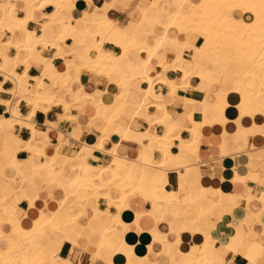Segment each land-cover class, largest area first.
I'll return each instance as SVG.
<instances>
[{
    "label": "crops",
    "instance_id": "1",
    "mask_svg": "<svg viewBox=\"0 0 264 264\" xmlns=\"http://www.w3.org/2000/svg\"><path fill=\"white\" fill-rule=\"evenodd\" d=\"M167 1L169 0L164 2V8L168 6ZM151 2L152 0H74L70 5L48 4L42 9L35 8L32 12L33 18L27 23L31 42L43 34V27L47 22L46 14L64 24V33L68 35L66 37L57 26L55 31L60 48L51 45L46 48L40 46L34 49L33 56L41 59L52 58L56 71L70 76V90L62 87L64 79L61 78L50 92L72 104L68 114L73 117L64 116L66 112L62 105H52L48 111L38 109L30 121L44 133L40 138L45 145V153L55 157L54 169L58 172L64 171L67 177L54 178L47 169H39L37 175L32 177L31 169L27 168L31 152L27 147L20 148L31 140L32 130L25 124L17 123L18 118L13 115L12 110L18 104L20 114L26 118L31 113V107L25 100L16 102L15 90L20 86L33 90V78L41 75V66L29 61L30 68L27 70L26 62L19 61L16 72L20 74L21 80L18 81L14 75L4 70V60L0 56V196L8 198L6 209L0 211V222L5 224L6 230L19 222L29 228L47 209L55 210L59 201L66 197L67 190H72L69 179L76 172L72 167L82 163L81 157L57 156L56 151L72 153L78 150L85 140L89 145L96 144L102 135L101 130L106 125L105 117L110 112L119 111L123 100H116L115 97L121 93L117 87L120 79H112L105 74L84 68L80 80L77 71L79 57L100 39H95L98 27L93 22L108 18L118 28L131 35V42L125 43L129 52L124 56L121 55L122 49L116 46L112 38L104 42V48L118 57L125 72L128 71L129 62H135L140 69L144 68L145 59L156 49L157 56L152 58L148 67L150 75L163 72V67L158 65L159 59L171 61L179 54L186 69L191 70L199 64L204 73L212 75L214 79L210 84L200 76H193L189 79L191 86H181L175 97L170 99L168 110L183 130L180 139L171 147L174 158L170 165L160 166L164 161L160 144L142 137L141 133L151 130L154 134L163 135L166 127L156 122L161 115L156 107L143 105L142 88L148 89L149 84L135 82L131 79L135 72L129 71L132 88L125 95L127 105L122 112L129 114V117L123 120L119 118V134L106 138L104 148L94 150L92 156L94 163L108 164L113 158L108 151L114 148L115 143H119L121 156L134 162L128 168L126 179L134 183L142 195H134L120 213V218L128 224V228L123 232L122 228L118 227V248L112 254L105 252L96 256L102 238L94 229L98 223L94 220L95 212L100 210L98 212L103 215L107 208H99L95 196L87 193L84 197V190H80L73 197V201L78 208L83 207L82 216L91 223L82 227V234L76 244L69 240L63 243L59 251L60 264H174L175 261L181 260L179 248L187 252L193 245H202L206 242L208 234L217 237L210 264H264V201L260 198L264 192V115L259 119L246 115L249 112L264 110V74L255 69L250 75V63L246 61L243 64L242 58V62L236 60L233 69H227L226 63L223 62H215L216 69H209L204 63L207 59L201 57L199 50L192 44H201L204 38L191 35L189 46L183 49L182 44L188 40L187 33L177 26L169 27V14H160L159 21L146 14ZM16 6L19 17H25L31 11V6L24 2L19 1ZM175 10L176 8H172L170 12L174 13ZM238 10H235V15L233 13L236 17L243 14ZM149 11L148 9L147 12ZM78 21L87 25V34L76 30ZM158 22H163L164 27L161 32L154 31V39H150L148 31H153ZM12 36L16 41L22 40L21 31L13 29L0 33V42H9ZM76 36L81 37V43H78ZM137 44L144 49L140 50ZM166 45L171 48L173 54L163 49ZM133 49H136V52H133ZM1 53L14 57L17 55V49L10 45L3 47ZM64 54L72 55L73 59L70 60L69 55ZM26 57L25 52L19 55L22 60ZM223 71L227 72V78L219 77ZM170 76L177 83L184 81L181 71L171 72ZM240 81L245 82L250 91L259 93L257 105L248 108L249 111L241 115L238 108L241 97L236 92H230L227 96L229 105L223 111L218 106L222 93L225 90L233 91ZM154 87L164 95L169 92L168 86L160 81H157ZM81 89L106 102L113 101V106L106 107L102 115L95 116L96 106L90 101L86 105L73 104L70 91ZM187 98H193L194 103L186 102ZM258 121L260 123L254 125ZM189 127L198 128L200 133L198 151L194 153H191L189 146L194 141ZM62 136L65 137L61 142ZM237 140L241 142L240 146ZM144 148L143 156L146 160H139V151ZM250 152L255 153L254 158ZM182 156H187L186 164L181 160ZM12 165L21 168L22 173L11 170ZM168 194L176 195L177 210L170 209L163 202L152 204L146 199L151 197L158 200ZM11 209H21L22 216L14 215ZM109 211L116 214L117 208L111 206ZM162 211L170 212L175 218L169 215L170 217L162 219L168 222L159 223L157 217ZM155 231L165 237L168 243L166 247L163 243L154 244ZM178 234L182 239L180 245L177 244ZM6 235L7 241L15 239L10 232ZM247 235L259 244V247L253 246L249 249L250 257L241 252L235 253L232 249L235 243ZM49 240L50 247L57 249L58 238L52 234ZM168 249L174 251L172 258L164 254ZM130 251L139 258L136 259V256L132 255L130 259ZM186 262L195 264L196 258L189 256Z\"/></svg>",
    "mask_w": 264,
    "mask_h": 264
},
{
    "label": "bare ground",
    "instance_id": "2",
    "mask_svg": "<svg viewBox=\"0 0 264 264\" xmlns=\"http://www.w3.org/2000/svg\"><path fill=\"white\" fill-rule=\"evenodd\" d=\"M19 1L31 6V11L27 13L25 17L18 16V8L16 5ZM73 1L74 0L0 1V33L5 32L6 30L12 31L13 29H16L20 30L22 34L21 41H16L12 36L11 41L5 43H1L2 41L0 42V56L2 60H4L2 65L4 70L10 74V71L16 70V65L19 61H28L26 63L27 70L30 68L29 61H34L42 68L41 75L33 78L35 81L33 90H29L28 88L21 86L15 90L16 102L19 103L21 100H25L31 107V113L24 118L20 114L18 104L12 110L13 115L18 118L17 123L19 122L21 124H25L32 130L33 136L31 140L28 143L24 142L25 144L23 143L24 145L20 146V148L23 149L24 147H27V149L31 152L27 168L31 169L32 177L37 175L39 169L49 170L54 178L67 177L64 171L58 172L54 169L55 157L49 156L45 153V145L41 139V136H43L44 133L30 123L32 116L38 109L48 111L52 105H62L66 112L64 116L68 118H72L73 116L68 114L72 104L65 101L61 96L50 92V89L55 87L61 78L64 79L62 87L69 89L71 82L70 76H64L62 73H58L54 67L52 58L41 59L33 56L34 49L41 45H47L50 43L49 45H52V47L60 48V44L57 42L55 28L58 26L64 33L65 25L57 22L52 15L46 14L45 21L47 22L44 24L43 34L39 35L36 41L31 42L30 31L27 29V23L33 18L32 12L35 8L39 7L42 9V7L44 8V6L48 4L70 5ZM164 2H166V0L152 1L150 6L146 9L147 11L148 9L150 11H146V14H148L155 21L160 20V14H169V27L177 26L181 29H187L190 26H195L190 30L192 32L187 34V42L189 41V37L191 35H198L203 38L205 37L204 41L207 37H209L210 42L206 43L204 47L215 46L217 48L218 46L219 48V44L227 43L232 46L236 52L240 53L242 57L253 63V65L250 64V75L255 69L259 70L261 74H264V22H259L260 19H264V0H200L199 3H193L191 0H169L167 1L168 6L165 8L163 7ZM172 8H176L174 13L170 12ZM237 9L242 10L243 12V14L238 17L233 15V12ZM72 21L73 20H71V22ZM93 24H96L98 27L96 34L108 35V38H112L116 46L122 49V53L126 54L129 52L128 48L125 46V43L131 42V35L129 33L121 28H118L116 24L108 18L100 21L95 20ZM142 26L143 24H141L140 27ZM75 28L77 31L84 32L86 34L88 33L87 25L79 21L76 23ZM65 36L68 37L66 34ZM165 38V40H167V37ZM192 44L193 47L198 48L202 43ZM10 45L17 49V55L14 57H8L1 53V49L3 47ZM139 49L143 50L144 48L139 46ZM21 52L26 53L27 57L25 60L19 58ZM154 56H157L156 49L152 50L148 58L145 59L144 68L140 69L135 62H129L128 71L125 72L124 68L118 61V57L110 50L104 48V41L97 40L93 45L91 44V46L87 48L82 56L79 57L77 71L80 80L81 71L84 68H90L89 70L97 73L104 72L103 74L112 79L114 77L120 79L117 87L121 90V93L116 95V100L122 99V97H124L132 88L129 71H134L135 75L142 78V82L149 84L148 89L142 88L143 105L146 104L158 109L161 115L156 122L164 124L166 129L163 135L154 134L151 130H147L141 133V135L142 137H146L149 140L160 144L159 148L163 153L164 161L159 165L169 166L170 161L174 158V155L171 152V147L174 146L176 140L180 139V134L183 130L182 127L178 126L174 117L168 110L167 106L170 99L175 97L181 86L189 88V86H191L189 79L193 76H200L210 84L213 83L214 78H212V75L204 73L203 67L199 64H196L191 70L186 69L182 64V57L179 54L175 55L174 59L171 61L159 59L158 65L163 67V72L150 75L148 73V67L151 65V60ZM177 71H181L183 73L184 81L181 83L179 82L180 84L170 76L171 72L174 73ZM14 77H16L18 81L21 80V76L17 72ZM46 79L48 82H46ZM157 81H160L168 86L169 92L167 95H164L162 91L159 92L155 90L154 86ZM82 89L78 91H70L69 95L73 99V104L79 103L86 105L87 102L90 101L96 106L95 116L102 115V111H105L106 107L111 108L113 106V101L106 102L104 99L97 98L93 94L85 93ZM250 90L245 82L240 81L233 91L225 90L222 93L218 106L225 111L226 107L229 105L227 101L228 94L230 92H236L241 97L238 108L244 112L248 108L250 109V107L257 105L259 93ZM186 102L194 103V99L187 98ZM126 105L127 101L125 99L122 101L119 111L110 112V114L105 117L106 125L101 130L102 135L96 144L89 145L85 140L82 141V146L78 150H74L72 153H64L59 150L56 151L57 156H75L81 157L82 159V163L79 166L72 167L76 171L74 176L69 179L72 190H67L66 197L59 201L55 210L47 209L45 213L33 221L32 226L29 228L19 222L13 227L9 226V229L6 230L5 224L0 222V264H60L61 259L59 251L63 243L66 240H69L72 241L73 244H76L78 238L82 234V227L91 223V221L85 220L82 216L83 207L78 209L74 208V204L72 203L73 197H75V195L82 189L87 190L89 195L95 196L99 208H107V212L103 215L98 212L100 210L95 212L94 220L98 223L94 229L102 238L99 244V251L96 256H101L105 252L112 254L118 248V239L116 235L118 227H121L123 232H125L128 228V224L120 218V213L127 207L128 202L134 195H142L136 185L127 181V179L123 176L125 171L128 170L134 162L121 156L118 149L119 143H115L114 148L108 151V153L113 156L112 160L108 164L98 165L94 163L92 154L94 150L104 148L106 138L112 137L113 134H119V115L126 109ZM101 108L102 110H100ZM111 111H113V109H111ZM223 122H225V119H223ZM190 131L193 134L194 141L191 142L189 146L191 148V153H194L198 151L197 148L199 146L200 133L198 128H190ZM64 137L65 136H62L60 138L61 142ZM79 142L81 141L79 140ZM59 145L57 146L59 147ZM139 152V160H146L143 156L145 148ZM254 155L255 153H251L252 158H254ZM187 156L181 157V160L185 164L187 163ZM13 157H15V155ZM140 162L141 161H139V163ZM11 170L17 171L20 174L22 173V169L16 165H12ZM260 198L264 201V192L261 193ZM146 199L152 204L163 202L172 210L178 209L177 197L175 194H168L165 197H160L158 200L151 197H146ZM7 201V197L0 196V211L6 209ZM111 206H115L117 208L116 214L109 211ZM11 213L22 216L23 211L21 209H11ZM65 218L67 221H64ZM7 232H10L11 235L14 236L15 239L13 241H7ZM52 234L58 238L59 242L57 249H52L50 247L49 239ZM153 235L154 244L157 242L163 243L165 247L167 246V240L163 235L159 234L157 231L153 232ZM181 240L182 239L178 234V245L181 244ZM216 242L217 237L208 234L206 242L202 245H193L187 252L182 251L179 248L178 252L180 253L181 260L175 261L174 264H188L186 259L189 256L196 258L195 264H210L212 262V252ZM253 246L259 247V244L247 235L246 237H243L240 242L235 243L232 246V249L235 253L241 252L250 257L248 251ZM150 247L152 249L153 245ZM173 253L174 251L168 249L164 254L168 255L169 258H172ZM132 255L134 257L135 254L134 252L132 254L130 251L128 253L130 259H132ZM135 258L138 259L139 257L136 256Z\"/></svg>",
    "mask_w": 264,
    "mask_h": 264
},
{
    "label": "rangeland",
    "instance_id": "3",
    "mask_svg": "<svg viewBox=\"0 0 264 264\" xmlns=\"http://www.w3.org/2000/svg\"><path fill=\"white\" fill-rule=\"evenodd\" d=\"M153 1V0H152ZM239 12H241L242 10H238ZM234 13V15H235V11L233 12ZM259 22H264V19L262 18V19H260V21ZM163 27H164V23L163 22H158L157 24H156V26H155V29L153 30V31H148L149 32V34H150V39H154V31H156V32H161L162 31V29H163ZM192 27L194 28L195 26H190L189 28H187V29H184V31H185V33H191L192 31H190L191 29H192ZM195 29H197V28H195ZM200 30V29H199ZM189 31V32H188ZM98 37H100V39L99 40H101V41H106V40H108V35H104V34H99V35H96L95 36V39H97ZM76 39H77V41H78V43H81L82 42V39H81V37H78V36H76L75 37ZM75 38H74V40H75ZM107 38V39H106ZM204 39H205V37H204ZM200 40H202V39H200ZM208 42H210V40H209V37H207L206 38V40L204 41V42H202V44H201V46L200 47H198L197 49L199 50V52H200V56L201 57H203V58H206L207 60H204V63H205V65L206 66H208V68L209 69H211V70H213V69H216L215 67L217 66V64L215 63V62H223V63H226V65H227V69H233L234 68V64L236 63V60L237 61H239V62H242V61H244V62H242L243 64L244 63H246V61L247 62H249L250 64H252L253 65V63L250 61V60H248V59H246V58H244V57H242V55L240 54V53H238V52H236L235 50H234V48L232 47V46H230V45H228L227 43H222V44H219V48H218V46H217V48L215 47V46H209V47H204V45L206 44V43H208ZM50 43H48L47 45H41L42 46V48H46L48 45H49ZM52 46V45H51ZM167 47L166 48H163V49H165L166 51H168V52H171L172 53V50H171V48H169L168 47V45H166ZM189 46V43L188 42H185V43H183L182 44V48L184 49H186L187 47ZM40 47V46H39ZM138 48H139V46H138ZM200 48V49H199ZM133 52H136V49H133ZM173 54V53H172ZM222 54V55H221ZM64 55H69V54H64ZM122 56H124L125 54L124 53H122L121 54ZM69 57H70V60L71 59H73V56L72 55H69ZM172 57H173V55H172ZM171 57V58H172ZM241 58L243 59L242 61H241ZM28 62V61H27ZM26 62V63H27ZM228 63V64H227ZM88 69V68H87ZM90 69V68H89ZM104 73V72H103ZM103 73H100V74H103ZM10 74L11 75H15L16 74V70H13V71H10ZM129 75H130V73H129ZM107 76V75H106ZM105 76V77H106ZM219 77H221V78H227L228 77V75H227V72L226 71H223V72H221L220 73V76ZM131 79H133L135 82H138V83H142V78L141 77H138L137 75H132V77H131ZM65 94H66V92H64ZM121 100H125V96L124 97H122V99ZM147 106V105H146ZM146 106H144V108L146 107ZM247 111H249V110H246V111H244V112H241L240 111V114L241 115H243L245 112H247ZM131 114V113H130ZM246 115H249V116H252L254 119H259L261 116H263L264 115V110H258V111H254V112H249V113H247ZM127 117H129V114H125V113H121L120 115H119V118L121 119V120H123V118H127ZM128 119V118H127ZM126 119V120H127ZM258 123H260V121H258V122H255L254 123V125L255 124H258ZM110 133H112V132H110ZM238 144H239V146L241 145V142L240 141H236ZM68 159H66V161H67ZM128 172H129V169L128 170H126L125 171V173H124V177H125V179L127 178V176H128ZM54 185V184H53ZM56 188H57V185H56ZM89 190V189H88ZM90 191V190H89ZM84 193H83V195H84V197H86L87 196V193H88V191L87 190H84L83 191ZM73 204H74V208H78V206L75 204V202L73 201L72 202ZM169 215H172L173 216V218H175V215H173V214H171L170 212L168 213V212H164V211H162L160 214H159V216L157 217V220L158 221H160L159 223H161V222H168V221H162V219H164L166 216L167 217H170Z\"/></svg>",
    "mask_w": 264,
    "mask_h": 264
},
{
    "label": "built area",
    "instance_id": "4",
    "mask_svg": "<svg viewBox=\"0 0 264 264\" xmlns=\"http://www.w3.org/2000/svg\"><path fill=\"white\" fill-rule=\"evenodd\" d=\"M1 1V0H0Z\"/></svg>",
    "mask_w": 264,
    "mask_h": 264
}]
</instances>
